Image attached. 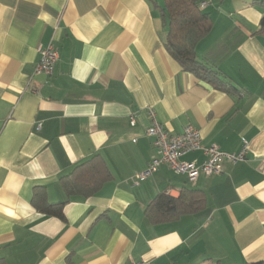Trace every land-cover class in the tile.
<instances>
[{
	"label": "crops",
	"instance_id": "obj_1",
	"mask_svg": "<svg viewBox=\"0 0 264 264\" xmlns=\"http://www.w3.org/2000/svg\"><path fill=\"white\" fill-rule=\"evenodd\" d=\"M204 2L213 26L197 57L236 94L170 56L151 0H0V264L264 262V0ZM51 42L54 75H34ZM148 108L170 137L192 126L225 153L248 140L247 160L195 185L167 166L134 185L156 155ZM96 155L113 176L98 194L69 199L64 220L35 209L39 187L50 204L68 201L61 177ZM183 189L204 192L206 209L151 225L150 202Z\"/></svg>",
	"mask_w": 264,
	"mask_h": 264
},
{
	"label": "trees",
	"instance_id": "obj_2",
	"mask_svg": "<svg viewBox=\"0 0 264 264\" xmlns=\"http://www.w3.org/2000/svg\"><path fill=\"white\" fill-rule=\"evenodd\" d=\"M151 1L155 8L159 9L164 21L165 48L182 69L219 91L227 94L238 93L220 69L209 67L197 57L198 43L211 32L213 26L210 14L200 8V4L205 0H163L162 5L155 0ZM260 32L264 34V16ZM112 179L113 176L105 161L96 155L61 177V186L68 201L50 204L47 201L46 188L39 187L34 191L33 205L45 216L64 220V207L69 199H87L95 196ZM206 207L207 197L202 191L183 189L179 198L162 192L147 206L145 216L151 225L157 226L172 223L184 216L196 215Z\"/></svg>",
	"mask_w": 264,
	"mask_h": 264
},
{
	"label": "built area",
	"instance_id": "obj_3",
	"mask_svg": "<svg viewBox=\"0 0 264 264\" xmlns=\"http://www.w3.org/2000/svg\"><path fill=\"white\" fill-rule=\"evenodd\" d=\"M207 7V2H202L200 8L203 10ZM40 61L35 67L34 75H44L52 77L55 67L59 61V49L54 42L49 43L46 47L39 49ZM147 114L151 126L147 129V137L153 140V146L156 149V155L153 156L148 167L134 180V185L151 178L161 166H167L178 175H185L191 184L195 185L201 176H223L226 173V165H237L247 160L250 143L242 139V149L238 153H225L213 144L210 146L203 145L201 131L195 127L187 126L183 133L170 137L157 120L156 112L153 108L147 109ZM131 124L135 125L134 118L130 119ZM41 125H38V129ZM202 151L205 160L201 164L183 161L188 154ZM131 264H144L132 262Z\"/></svg>",
	"mask_w": 264,
	"mask_h": 264
}]
</instances>
